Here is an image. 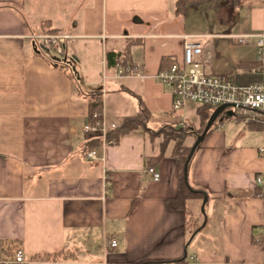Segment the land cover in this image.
<instances>
[{
  "label": "crops",
  "instance_id": "0c3cea01",
  "mask_svg": "<svg viewBox=\"0 0 264 264\" xmlns=\"http://www.w3.org/2000/svg\"><path fill=\"white\" fill-rule=\"evenodd\" d=\"M176 1L0 0V261L21 251L26 264H176L187 256L198 264L264 263V193L255 185V177L264 175L260 129L244 123L245 131L225 129L224 123L240 121L228 118L194 152L187 177L191 187L206 192L205 223L203 216H191L200 210L199 200L187 203V214L167 208L178 193L174 146L170 142L163 151L156 129L148 127L155 114L162 116L157 127L195 131L198 107L194 115L184 111L186 105L173 111L169 89L150 78L108 80L102 97L106 131L137 114L123 110L129 93L150 115L148 133L138 129L90 148L98 136L82 130L87 98L101 92L95 87L109 72V52L129 47L128 62L149 77L162 59L181 58L180 36L203 35L205 63L217 40L233 53L234 69L207 66L210 73H227L240 86L260 80L254 46L229 43L232 35L264 33V0H238L237 10L225 0L221 11L234 22L224 20L222 32L209 34L176 32L182 17L174 14ZM35 18L38 32L30 24ZM48 28L71 37L70 67L32 38L53 34ZM137 48L143 49L142 64L134 59ZM91 149L94 160L85 158ZM149 167L159 173L157 182L147 175ZM110 240L117 246L110 247Z\"/></svg>",
  "mask_w": 264,
  "mask_h": 264
},
{
  "label": "built area",
  "instance_id": "2783aa9c",
  "mask_svg": "<svg viewBox=\"0 0 264 264\" xmlns=\"http://www.w3.org/2000/svg\"><path fill=\"white\" fill-rule=\"evenodd\" d=\"M234 2L235 9L239 7L238 0ZM38 40L44 47L52 49L61 57L64 66L70 67L71 58L67 57V46L71 37L61 34H47L32 37ZM230 38L239 45H253L256 51V71L260 80L246 86H240L224 75L211 74L207 63L201 60L204 52L203 39L206 36L182 35V55L179 60H172L171 64L159 69L149 77L139 76L137 68L130 62L122 63L115 61L109 68V72L102 75L101 96L105 95L104 86L106 81H119L124 78H139L144 80L150 78L156 83L167 87L172 97V110L179 111L187 104L197 107H208L215 110L220 106H227L215 121V130L222 127L224 121L234 116L244 124L260 127L264 142V33L259 35H232ZM232 111L233 115L228 117L225 112ZM212 113V112H211ZM94 122L87 123L82 127L84 133L97 135L100 147L107 143L106 128L103 116L99 119L98 113L93 114ZM264 152V147L259 150ZM96 151L91 149L85 153L88 160L96 159ZM154 182L160 179L159 173L152 167L146 171ZM255 185L264 193V175L255 177ZM110 247L117 246L115 240H110ZM24 254L17 251L13 258L3 259L0 264H26ZM184 264H198L195 256H187ZM264 264V263H261Z\"/></svg>",
  "mask_w": 264,
  "mask_h": 264
},
{
  "label": "trees",
  "instance_id": "16d2710c",
  "mask_svg": "<svg viewBox=\"0 0 264 264\" xmlns=\"http://www.w3.org/2000/svg\"><path fill=\"white\" fill-rule=\"evenodd\" d=\"M223 3H225V0H177L175 2V6H174V14H175V16H183L187 6H193L194 8H198L204 4H213V5L217 6V5H220ZM47 24H48V22L43 23L44 26H47ZM47 32L56 34L59 31L57 29L48 28ZM129 57L130 56H129V47H128L125 49L124 52H120V53L109 52V53H107L106 62H107L108 67H111L112 64L117 60L121 61L122 63L128 62ZM171 62L172 61L169 60L168 58L162 59L161 60V69L170 65ZM137 100L139 103V110H138L137 114L133 117H125L116 129H114L112 131H107V133H106V140L107 141L116 140V139L123 137V136L129 134L130 132L138 130L140 128H142L146 131H149V129L147 128V124L150 121V115H149L148 111L146 110V108L144 107L141 99L137 98ZM87 102L89 105L88 123H92V122H94V118H93L94 113H98L99 119L102 117L103 102H102L101 92L95 91L93 93H90L88 98H87ZM209 109L210 108L203 107V106L198 107L197 112L200 116L201 122H200L198 129L195 131H192V129L188 126H184L180 129H176L172 125L164 124V126L162 127V128L167 129V134H169L170 137H168V135H167V138H165V140L163 142H161V149H163V151H164V149L166 148L168 143L174 142V149L172 151V157L176 159L177 164H178V170H179L178 193H177L176 198L166 201V206L168 209L181 210L185 214H187L188 213L187 203L190 200H199L202 202L203 198L205 196H207L205 191L200 190V189H195L189 185L187 176H188V171H189V166H190L191 160L189 161V164H188L187 176L186 177L184 176V164L186 162L187 156L190 152L192 145L190 147H186L183 144H184V140L187 138V136L192 135L193 142H194L196 139V136L202 133V131L206 125V122H207L209 116L211 115V112H209ZM247 127L251 130H259L260 129L258 126H255V125H248ZM214 130H215V124H213L211 126V128L209 129V131L206 135L210 134ZM153 134L159 136V134H161V132L158 131V133L154 132ZM99 142H100V140L98 138L94 139L93 145L90 148L99 147V145H100ZM161 154H162V152H161ZM157 159H158V157H157ZM184 262H185V257L178 259L174 263L184 264ZM149 263L150 262H146V264H149ZM157 263H161V262H157Z\"/></svg>",
  "mask_w": 264,
  "mask_h": 264
},
{
  "label": "rangeland",
  "instance_id": "374dc122",
  "mask_svg": "<svg viewBox=\"0 0 264 264\" xmlns=\"http://www.w3.org/2000/svg\"><path fill=\"white\" fill-rule=\"evenodd\" d=\"M227 4L231 5L235 9L233 1L230 2V0H227ZM54 6H56V4ZM224 7L225 6H223L222 4L217 5V6L204 4V5L196 8V9L193 6H187L184 15L182 17H180L178 20V23L176 25V32L177 31L182 32V29H183V33H185V34H197V33L209 34V32H212V33L222 32L221 28L224 26V23H225L224 20H226L227 24H232L234 22V18H232V16H230L226 13H223L221 11V9H223ZM67 8H70V6H67ZM56 18H57V20L61 19V17H59L58 15ZM57 20H56V22L54 21L55 22L54 25H57ZM61 20H63V19H61ZM63 23H64V20H63ZM30 24H31V28H32L33 32H38L37 19L36 18L30 19ZM69 28H65L62 30L64 32H71ZM199 36H203V35H199ZM207 41H208L207 39H203L204 47L206 46ZM213 41H215V40H213ZM230 41H231L230 42L231 44L229 43V45H235L237 47L247 46V45L236 44L231 39H230ZM213 44H214V46H213ZM207 47L210 48V45L208 44ZM210 49L214 50V51H212V53H214V57L211 60V62H209V64H207V66H209V67H212V65L217 66V68L222 70V72L230 71V70L234 69L233 68V58H232L233 53H232V50L229 48L228 43L226 41L217 40L214 43L212 42ZM50 55L52 57H54L55 59H58V60L61 59L60 56L56 55L53 52H50ZM133 55H134L135 61L138 64H142L141 61L143 58V49L137 48L134 51ZM213 73H215L216 75H224V76H227L228 78L232 79L231 78L232 76L226 75L227 73H225V74H217L216 72H213ZM213 73H211V74H213ZM106 83H107V81H106ZM95 88L101 90L102 85H100V83H99V85H97V87H95ZM124 94L126 97V101H125V107L123 110L125 112H130L133 108H135L138 112V110H139L138 100L136 98L132 97L129 93H124ZM186 106L187 107L184 109V111L189 113L190 115H191V113L194 115V112H195L197 106L194 104H187ZM212 111H213V109L210 108L209 112H212ZM125 114H127V113H125ZM102 116H103V111H102ZM160 118H162V116L159 117V115L154 114L152 117L153 120L151 123H149L148 127L153 129V130L156 129V130H154V132L158 133V131H160L161 134H159V137L161 139V142H163L165 140V138H167V135H168V137H170V136H169V134H167V129L162 128L164 126V124L157 127V125H156L157 121L156 120H161ZM231 118H235V117L232 116ZM176 126H178V123H176ZM230 127L235 128L237 131H245L244 130V124L241 121H239L237 123H233V122L224 123L223 128L226 129V128H230ZM140 129L144 130L142 128H140ZM192 142L193 141H191V139H188V140L185 139L183 145L186 147H190L192 145ZM173 146H174V142H173ZM191 216L192 217L196 216L198 218H201V216H203V215L201 213V210L196 209V210L191 212ZM203 218H204V216H203ZM203 223H204V221H203ZM191 250H192L191 247L188 248V253H190Z\"/></svg>",
  "mask_w": 264,
  "mask_h": 264
},
{
  "label": "water",
  "instance_id": "95a60500",
  "mask_svg": "<svg viewBox=\"0 0 264 264\" xmlns=\"http://www.w3.org/2000/svg\"><path fill=\"white\" fill-rule=\"evenodd\" d=\"M226 107L227 106H220V107L216 108L215 110H213L212 113H211V115L209 116L207 122H206V125H205L202 133L196 136V139H195L194 143L191 146L190 152H189V154L187 156V159H186V162L184 164V176L185 177L187 176V168H188L189 161L191 160L194 152L196 151V149L198 148V146L202 143V141L204 140V138H205L206 134L208 133L209 129L211 128V126L215 123V121L217 120L218 116L221 114V112ZM225 113H226V115L228 117H231L233 115V112L232 111H227ZM206 202H207V197L205 196L203 198V201H202V204H201V208H200L201 213L204 216V223H205L204 206H205Z\"/></svg>",
  "mask_w": 264,
  "mask_h": 264
}]
</instances>
